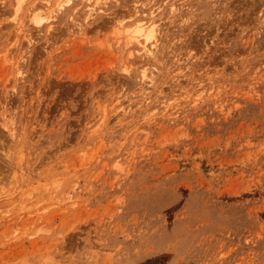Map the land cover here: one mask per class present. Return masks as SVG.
<instances>
[{
  "label": "rangeland",
  "instance_id": "1",
  "mask_svg": "<svg viewBox=\"0 0 264 264\" xmlns=\"http://www.w3.org/2000/svg\"><path fill=\"white\" fill-rule=\"evenodd\" d=\"M34 1L0 0V264H264V0Z\"/></svg>",
  "mask_w": 264,
  "mask_h": 264
},
{
  "label": "bare ground",
  "instance_id": "2",
  "mask_svg": "<svg viewBox=\"0 0 264 264\" xmlns=\"http://www.w3.org/2000/svg\"><path fill=\"white\" fill-rule=\"evenodd\" d=\"M17 1H18V6H17L18 9L17 10L20 11L21 8L23 7V5L25 4V2H27L29 0H17ZM77 1H79V0H39V2L35 0L34 2H38V4L33 5L30 8H28L30 13H28L29 15L27 14L28 15L27 18L29 19V21L28 20L27 21L30 22L31 25H34L36 27L44 26V24L50 23L51 21L55 20V17H56L55 15H57V14L59 15L60 12H62V11L64 12V11H66V9L73 7ZM82 1L88 3L87 4L88 6H87V12H86V19H88L92 16H95L98 13L97 11H96L97 13H95L94 8L91 6L92 3L93 2L96 3L97 0H82ZM15 8H16V5H15ZM15 12H16V10H15ZM134 13H135V11H134ZM14 15H16V14L14 13ZM157 16L159 17V15H157V14L155 15L154 13L149 14V15L148 14L147 15L141 14L136 19L134 18V20L131 21L130 24H122L123 22H118L119 24L118 23L115 24L114 29L117 30V33H118V31L120 32L119 35H117V38H118V36L121 37V39L126 41V44L128 46L133 45L134 43H137V45L140 47L139 48L140 52L138 54H136V51H135V54L137 55L138 58L140 57V59L143 58L144 56L147 57V56L151 55L153 53V49L156 47L157 42H155V41H157L156 37H157V34L159 32V26H160L159 19ZM16 17H15V19H16ZM91 19L92 18H90V20ZM23 29H24V27H23ZM19 30H20V28H19ZM121 39H119V40H121ZM115 42H116V40H115ZM118 42H120V41H118ZM121 42H122V40H121ZM139 49H138V51H139ZM139 54L142 55L143 57L139 56ZM130 56L132 58V56H133L132 52H131ZM150 57H152V56H150ZM134 61H135V59H134ZM145 72H147V71L144 70V75H146ZM144 75H143V77L145 79ZM147 79H149V78H147ZM149 80H151L150 81V83H151L152 79H149Z\"/></svg>",
  "mask_w": 264,
  "mask_h": 264
}]
</instances>
